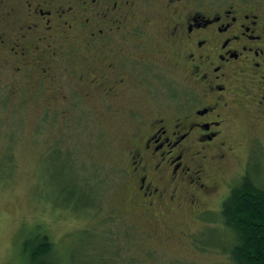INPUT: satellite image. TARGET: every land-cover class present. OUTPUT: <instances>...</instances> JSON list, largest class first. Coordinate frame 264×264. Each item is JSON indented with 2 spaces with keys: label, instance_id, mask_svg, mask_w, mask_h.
Segmentation results:
<instances>
[{
  "label": "flooded vegetation",
  "instance_id": "af4514ba",
  "mask_svg": "<svg viewBox=\"0 0 264 264\" xmlns=\"http://www.w3.org/2000/svg\"><path fill=\"white\" fill-rule=\"evenodd\" d=\"M154 39L180 47L187 76L179 91L162 86L164 65L144 56ZM0 67L49 89L88 84L105 104L148 87L153 118L133 114L141 131L125 152L132 204L145 218L190 204L196 219H207L214 212L208 198L227 188L220 214L234 185L216 171L241 145L230 138L237 118L251 109L264 120V7L251 0H0ZM115 213L127 218L128 211Z\"/></svg>",
  "mask_w": 264,
  "mask_h": 264
},
{
  "label": "rangeland",
  "instance_id": "374dc122",
  "mask_svg": "<svg viewBox=\"0 0 264 264\" xmlns=\"http://www.w3.org/2000/svg\"><path fill=\"white\" fill-rule=\"evenodd\" d=\"M251 1L264 7V0ZM168 43L150 40L144 56L164 65L168 77L161 85L179 91L187 72L180 47ZM147 91L134 88L105 104L88 84L49 89L0 67V264H28L43 234L57 264H234L225 246L204 245L211 234L221 241L227 233L210 221L219 220L225 186L208 198L214 212L207 219H196L190 204L165 206L147 218L132 204L125 152L141 131L133 114L153 118ZM230 138L241 145L216 173L235 183L252 157L249 171L259 162L264 182V120L254 110L242 112ZM120 209L127 218L115 217Z\"/></svg>",
  "mask_w": 264,
  "mask_h": 264
},
{
  "label": "trees",
  "instance_id": "16d2710c",
  "mask_svg": "<svg viewBox=\"0 0 264 264\" xmlns=\"http://www.w3.org/2000/svg\"><path fill=\"white\" fill-rule=\"evenodd\" d=\"M251 159L246 172L234 183L223 201L221 213L217 215L219 220L209 217L210 221L221 223L227 233L221 236V241H218L220 234H216L218 242L214 241V234L206 244L200 241L206 246H225L234 264H264V182L259 179V162L255 173L249 171ZM52 248L49 236L43 234L28 264H57L52 258Z\"/></svg>",
  "mask_w": 264,
  "mask_h": 264
}]
</instances>
